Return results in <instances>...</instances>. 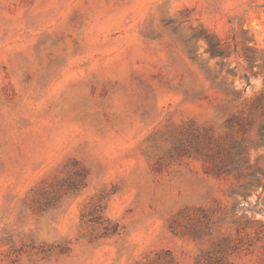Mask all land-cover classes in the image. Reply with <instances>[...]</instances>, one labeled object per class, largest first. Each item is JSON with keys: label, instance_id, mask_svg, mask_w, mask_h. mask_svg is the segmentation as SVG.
I'll return each instance as SVG.
<instances>
[{"label": "rangeland", "instance_id": "374dc122", "mask_svg": "<svg viewBox=\"0 0 264 264\" xmlns=\"http://www.w3.org/2000/svg\"><path fill=\"white\" fill-rule=\"evenodd\" d=\"M262 94L264 0H0V264H262Z\"/></svg>", "mask_w": 264, "mask_h": 264}, {"label": "trees", "instance_id": "16d2710c", "mask_svg": "<svg viewBox=\"0 0 264 264\" xmlns=\"http://www.w3.org/2000/svg\"><path fill=\"white\" fill-rule=\"evenodd\" d=\"M205 38H209V36L207 35ZM209 43H210V49L212 51V53L216 54L217 56H222L225 52L224 49H221L220 45L218 43L213 42L211 39H209ZM254 66H251V69H253ZM247 78L249 79L250 77L247 76ZM264 105V94H262L259 97V101L257 103V108L258 109H262ZM237 125L241 126V128L244 131H249V129L253 126L254 124V120L250 119V118H245L242 120H238ZM259 136L261 137L262 140H264V122L262 124L259 125ZM242 147V143L240 142H236L233 145V151H229L227 152L225 155H221L219 157V161L217 163V172L219 174H224V175H230L233 173H241L242 172V167L244 165H246L248 163V161L246 160V158H244L243 156V151L241 150ZM251 175H255V173L251 174ZM261 182V178H256V180H251L248 181L247 183H245V188H252L255 186V184H260ZM264 192V191H263ZM241 195L243 196L242 202H238L235 203L233 208H235V210H237L238 212H241V210H245L242 203L247 202L248 201V196H249V192H242ZM262 193L258 195L256 202H259V200L261 199ZM249 210V209H246ZM258 212H264V209L259 210ZM260 228L261 230H259L258 235L261 234L262 236H258L263 244L261 246V253H260V260L261 263L264 264V224H260ZM254 251L252 250L250 253H253Z\"/></svg>", "mask_w": 264, "mask_h": 264}]
</instances>
